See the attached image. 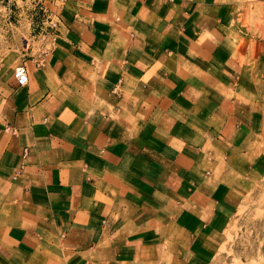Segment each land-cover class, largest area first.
<instances>
[{
  "label": "crops",
  "instance_id": "crops-1",
  "mask_svg": "<svg viewBox=\"0 0 264 264\" xmlns=\"http://www.w3.org/2000/svg\"><path fill=\"white\" fill-rule=\"evenodd\" d=\"M19 1L0 264H209L264 178V0Z\"/></svg>",
  "mask_w": 264,
  "mask_h": 264
},
{
  "label": "rangeland",
  "instance_id": "rangeland-1",
  "mask_svg": "<svg viewBox=\"0 0 264 264\" xmlns=\"http://www.w3.org/2000/svg\"><path fill=\"white\" fill-rule=\"evenodd\" d=\"M20 2L12 5L8 0H0V63L3 66L11 54H16L14 50L20 51L22 32L18 13L23 6ZM209 264H264V178L244 196L226 226L218 253Z\"/></svg>",
  "mask_w": 264,
  "mask_h": 264
},
{
  "label": "built area",
  "instance_id": "built-area-1",
  "mask_svg": "<svg viewBox=\"0 0 264 264\" xmlns=\"http://www.w3.org/2000/svg\"><path fill=\"white\" fill-rule=\"evenodd\" d=\"M49 25L51 26V28L56 27V23L52 22L51 20H49ZM13 76H14L17 86L19 87L25 86L28 82V75H27L26 69L23 66L16 67L14 70ZM26 155H27V150H24L23 156H26Z\"/></svg>",
  "mask_w": 264,
  "mask_h": 264
}]
</instances>
